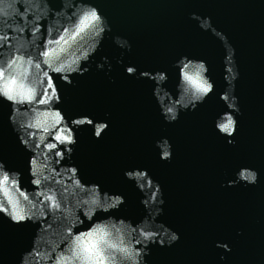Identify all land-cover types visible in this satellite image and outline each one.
Listing matches in <instances>:
<instances>
[{
	"label": "water",
	"instance_id": "obj_1",
	"mask_svg": "<svg viewBox=\"0 0 264 264\" xmlns=\"http://www.w3.org/2000/svg\"><path fill=\"white\" fill-rule=\"evenodd\" d=\"M0 37V264H264V0H0Z\"/></svg>",
	"mask_w": 264,
	"mask_h": 264
},
{
	"label": "snow or ice",
	"instance_id": "obj_2",
	"mask_svg": "<svg viewBox=\"0 0 264 264\" xmlns=\"http://www.w3.org/2000/svg\"><path fill=\"white\" fill-rule=\"evenodd\" d=\"M100 19H101V18H100V16L97 14L96 10L93 9V10H91V11H89L88 13L85 14L84 19L81 20L80 23H81V25H82V24L85 22V20H91V21H93V22H98V21H100ZM99 31L102 32V31H103V28L100 27V28H99ZM4 39H6V37H0V40H4ZM7 39H10V38H7ZM43 55H44V56H48V53H47V52H44ZM14 62H15V61H13V63H14ZM10 66H11V65H10ZM200 68L202 69L203 66L201 65ZM55 71L60 72L61 69H60V68H57V69H55ZM128 71H129V72H132V68H129ZM51 88H52V85H51V83H49V90H51ZM211 90H212V85L209 84V83H207V81H204V83L199 87V92H200L202 95H206V94H208ZM3 95H4L9 101H15V100H16V97L13 96L12 94H10V92H8V91L3 92ZM43 102H44V101H41V103H43ZM77 123H84V122H83V121H77ZM231 126H232V121L229 120L227 123H222V124H220V125H219V128H220L221 131H223V132H225V133H230V131H231ZM97 135H99V131L97 132ZM249 175H250V177H251V174H249ZM14 219H16V220L19 221V220H22L23 217L17 215V216L14 217ZM88 235L91 236L92 234L89 233ZM76 240H77V242H78V241L80 240V237H77ZM77 247H79L78 244H77ZM85 251H90V249H85Z\"/></svg>",
	"mask_w": 264,
	"mask_h": 264
},
{
	"label": "clouds",
	"instance_id": "obj_3",
	"mask_svg": "<svg viewBox=\"0 0 264 264\" xmlns=\"http://www.w3.org/2000/svg\"><path fill=\"white\" fill-rule=\"evenodd\" d=\"M252 178H253V183H255V178H256V173H255V172L252 173ZM240 234H241V233H238V235H240ZM172 239H173V240H178L179 237L174 235V236L172 237ZM224 258H225V257L221 256V259H222V260H223Z\"/></svg>",
	"mask_w": 264,
	"mask_h": 264
}]
</instances>
